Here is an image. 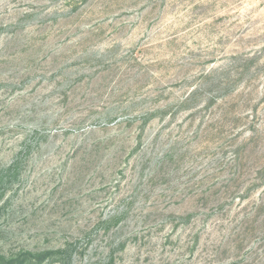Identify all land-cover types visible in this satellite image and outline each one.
<instances>
[{
	"label": "rangeland",
	"instance_id": "374dc122",
	"mask_svg": "<svg viewBox=\"0 0 264 264\" xmlns=\"http://www.w3.org/2000/svg\"><path fill=\"white\" fill-rule=\"evenodd\" d=\"M0 264H264V0H0Z\"/></svg>",
	"mask_w": 264,
	"mask_h": 264
}]
</instances>
